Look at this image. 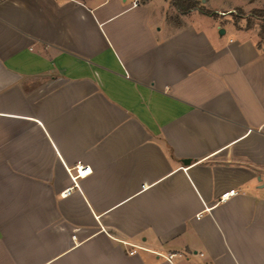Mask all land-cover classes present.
Instances as JSON below:
<instances>
[{"label": "crops", "instance_id": "1", "mask_svg": "<svg viewBox=\"0 0 264 264\" xmlns=\"http://www.w3.org/2000/svg\"><path fill=\"white\" fill-rule=\"evenodd\" d=\"M132 1L0 0V264H264V34Z\"/></svg>", "mask_w": 264, "mask_h": 264}, {"label": "rangeland", "instance_id": "2", "mask_svg": "<svg viewBox=\"0 0 264 264\" xmlns=\"http://www.w3.org/2000/svg\"><path fill=\"white\" fill-rule=\"evenodd\" d=\"M255 0H222L218 3L221 8H228L230 6L242 5L241 8H236L228 13H223L217 17L224 18L221 24L226 22L232 23L236 28H251L256 29L261 33V29L264 28V19L255 13L260 3H254ZM264 0H262V3ZM257 4V5H256Z\"/></svg>", "mask_w": 264, "mask_h": 264}, {"label": "trees", "instance_id": "3", "mask_svg": "<svg viewBox=\"0 0 264 264\" xmlns=\"http://www.w3.org/2000/svg\"><path fill=\"white\" fill-rule=\"evenodd\" d=\"M170 4L174 9L180 14L185 15L192 10H199L204 15L216 17V14L212 11L205 9L202 5L203 0H169ZM256 14L263 17L264 19V10H256ZM261 33L264 34V28L261 29Z\"/></svg>", "mask_w": 264, "mask_h": 264}, {"label": "built area", "instance_id": "4", "mask_svg": "<svg viewBox=\"0 0 264 264\" xmlns=\"http://www.w3.org/2000/svg\"><path fill=\"white\" fill-rule=\"evenodd\" d=\"M139 3H140V0H133L132 3H131V6L132 7H136ZM81 170H83V174L88 172V170H85V169H78L79 174H81ZM67 193H68V191L63 192V194H67ZM236 194H237V191L233 190V189L229 190V191H226L225 193L220 195L218 203H223V202L227 201L229 198H231L232 196H235ZM129 247L131 248V250H129L127 252L129 255H133V254L136 253V250L141 249L139 247H135V246H132V245H129ZM173 257H174V254H171V255H169L167 257H163V258H165L167 261H170Z\"/></svg>", "mask_w": 264, "mask_h": 264}]
</instances>
